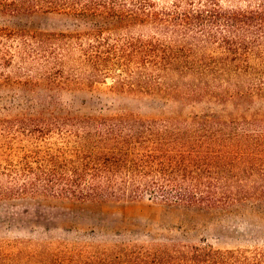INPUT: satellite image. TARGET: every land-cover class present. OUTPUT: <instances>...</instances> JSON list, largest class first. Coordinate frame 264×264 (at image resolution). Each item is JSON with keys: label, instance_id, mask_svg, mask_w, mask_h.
I'll return each mask as SVG.
<instances>
[{"label": "trees", "instance_id": "1", "mask_svg": "<svg viewBox=\"0 0 264 264\" xmlns=\"http://www.w3.org/2000/svg\"><path fill=\"white\" fill-rule=\"evenodd\" d=\"M37 10L84 28L0 30L9 43L1 65L26 66L32 87L110 80L119 91L193 102L264 96V0H0V14ZM26 196L264 208V117L142 119L46 107L1 119L0 200ZM121 256L128 264H264V249L172 244L112 254Z\"/></svg>", "mask_w": 264, "mask_h": 264}, {"label": "rangeland", "instance_id": "2", "mask_svg": "<svg viewBox=\"0 0 264 264\" xmlns=\"http://www.w3.org/2000/svg\"><path fill=\"white\" fill-rule=\"evenodd\" d=\"M84 26L56 12L0 14V30L71 32ZM6 45V46H5ZM9 43L0 41V54ZM26 66L0 62V120L42 108L80 115H134L142 119L264 117V96L246 101L204 97L185 101L161 93L119 91L110 80L55 90L30 86ZM35 80V79H34ZM35 82V81H34ZM210 246L215 250H263L264 208L206 211L147 199L76 202L22 197L0 200V264H128L132 246Z\"/></svg>", "mask_w": 264, "mask_h": 264}]
</instances>
